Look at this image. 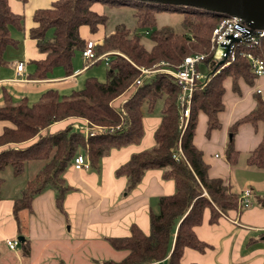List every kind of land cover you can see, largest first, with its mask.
I'll list each match as a JSON object with an SVG mask.
<instances>
[{"label": "trees", "instance_id": "trees-1", "mask_svg": "<svg viewBox=\"0 0 264 264\" xmlns=\"http://www.w3.org/2000/svg\"><path fill=\"white\" fill-rule=\"evenodd\" d=\"M95 2L134 8L135 26L130 29L124 24L116 25L95 48L96 55L109 53L111 57L106 81L89 77L81 89L67 96L60 97L56 91L48 90L32 105L13 104L7 99L0 106V122L5 124L0 131V172L9 167L14 176H20L28 164L39 165L15 199L13 213L16 216L19 210L30 209L34 197L46 189L58 191L55 201L57 208L62 209L69 188L59 187V182L64 185L63 173L71 166L74 156L83 153L90 169L98 171L101 158L111 149L140 141L143 107L150 109L161 100L154 146L132 154L114 174L125 177L128 193L141 182L147 170L158 169L164 180L173 181L175 192L158 199L157 213L149 212L148 234L133 225L128 237L108 238L113 249L125 251L127 255L120 262L103 264H181L186 249L201 254L209 249L195 232L207 211L210 225L229 212L237 214L240 194L232 192L226 180L208 176V166L202 152L194 146L193 137L200 116L206 118L207 135L221 127L219 117L225 110L227 92L239 98L243 89H255L262 80L251 72L248 59L242 55L248 52L264 62V35L248 49L239 44L234 56L223 59L205 87L195 90L190 115L183 127L176 106L178 88L174 81L158 72L136 86L137 67L152 68L165 62L168 67L176 68L185 57L198 54H204L205 62L209 61L212 30L225 17L190 7L129 0H55L49 8L38 9L32 16L34 27L28 36L43 55L34 62L32 79H45L54 67H61L66 76L72 74L74 52H81L86 43L79 29L87 27L95 34L107 21L104 15L91 9ZM165 11L182 15L183 33H176L169 26L157 27L156 17ZM11 28L23 30L22 17L11 11L9 0H0V66L5 49L15 42L10 36ZM138 29H144V35H149L147 44ZM225 63L228 64L221 68ZM260 93L253 92L254 108L230 126L229 134L234 137L243 124L254 127L262 124V139L251 151L248 161L250 165L263 167L264 101ZM69 119H85L102 132L84 137L72 129V123L52 133L48 130L53 124ZM178 144L183 159L176 161L173 154ZM236 157L231 139L225 148V158L233 164ZM2 183L0 178V188ZM256 203L264 206V196L257 197ZM23 253L28 255L26 244H23Z\"/></svg>", "mask_w": 264, "mask_h": 264}, {"label": "crops", "instance_id": "crops-1", "mask_svg": "<svg viewBox=\"0 0 264 264\" xmlns=\"http://www.w3.org/2000/svg\"><path fill=\"white\" fill-rule=\"evenodd\" d=\"M54 1L9 0L11 11L22 17L23 30L10 29V36L15 42L5 49L3 64L0 66V106L4 105L7 99L13 104L29 105V100L37 103L41 95L48 90H54L58 94L60 90L70 93L79 90L74 88L81 84L78 78L83 74L84 67H87L85 62L82 68L79 64H72L70 76H66L62 68L60 70L59 67H54L47 73L45 79L34 80L31 77L35 69L34 62L43 58L36 42L28 36L29 30L34 27L32 16L38 9L49 8ZM27 9L29 13L23 19L22 12ZM103 38L92 41L99 45ZM81 60L84 61L82 57ZM18 63L23 64L21 74L15 71ZM256 89L261 90V99L264 101V78L255 89H243L239 98L227 92L225 110L219 117L221 127L207 135L206 118L200 116L193 137L194 146L202 152L203 161L208 166V176L226 180L231 191L240 195L249 189L254 204L244 210L237 209V214L229 212L215 225L208 224L207 211L201 226L197 227L195 232L199 240L209 245V249L203 254L186 249L181 264H264V206L256 203L257 197L264 196V166L250 165L248 161L251 151L262 139L263 125L258 123L254 127L251 124H243L238 127L234 137H229L230 126L254 108L253 92ZM226 104L230 107L229 110L226 109ZM154 106L150 109L143 107V135L140 141L137 144L111 149L99 162L98 177L90 170H75L72 164L67 168L63 178L71 187L80 188V193L69 191L70 193L68 192L63 199L62 209L57 208L54 191L49 189L36 195L30 209L19 210L16 216L13 213V204L24 186L17 191V197L6 200L0 198V241L12 240L15 234L23 238L20 241L22 242L20 253L15 254L8 264L120 262L127 252L113 249L107 239L128 237L133 225L144 234H148L149 212H153L150 202L155 200L158 202L160 197L175 192L173 181L164 180L161 170H147L132 194L117 207L110 208L109 200L119 194L126 184L125 177H114L115 170L127 162L132 154L150 149L155 144L154 132L161 116L153 114ZM73 122L69 119L55 123L49 131L52 133L63 129ZM4 125L0 122V131ZM231 139L237 152L233 164L227 162L225 158V148ZM243 154L245 160L238 163L239 157ZM48 207L52 208V214L47 211ZM55 208L64 217L60 222L51 217L55 214ZM24 210L29 214V229L26 234L21 233L18 219L19 213ZM56 216L59 219V216ZM38 218L42 222L36 220ZM64 219L69 227L67 232L63 233ZM23 244L28 247L26 256L23 253ZM9 251L15 252L16 249Z\"/></svg>", "mask_w": 264, "mask_h": 264}, {"label": "built area", "instance_id": "built-area-1", "mask_svg": "<svg viewBox=\"0 0 264 264\" xmlns=\"http://www.w3.org/2000/svg\"><path fill=\"white\" fill-rule=\"evenodd\" d=\"M263 35V31L251 30L250 27L236 17H225L218 26L212 30L210 38V50L212 55L209 61L205 62L206 56L204 54H198L185 57L176 68L168 67L165 62L158 63L152 68L153 70H148L144 67H137L140 75L139 78L136 79L135 85L140 86L145 80L158 72L169 76L178 88L176 106L179 113L180 125L185 127L193 104L195 90L205 87L210 75L216 72V68L222 64L223 59L228 56H234L236 47L239 44L248 49ZM96 46L97 43L95 41H87L81 51L82 59L90 65L103 60L105 65L108 66V57H110L109 53L99 56L96 55ZM242 56H245L248 59L251 72L257 77L264 78V62L256 59L248 52H244ZM227 64L228 63L223 64L221 68ZM15 71L17 74H21L23 71V64L18 63L15 66ZM256 93L259 94L260 89H256ZM72 127L77 132L84 134L85 137H91L102 132L100 128L88 127L87 124H72ZM173 158L176 161L183 159L179 144L177 146V151L173 154ZM72 167L78 171L90 170L89 161L83 153H78L74 156ZM253 204L254 202L251 201V191L249 189L244 190L239 196L238 211L247 209ZM5 243L10 250H15L19 245L17 240H6Z\"/></svg>", "mask_w": 264, "mask_h": 264}, {"label": "rangeland", "instance_id": "rangeland-1", "mask_svg": "<svg viewBox=\"0 0 264 264\" xmlns=\"http://www.w3.org/2000/svg\"><path fill=\"white\" fill-rule=\"evenodd\" d=\"M130 4H134V2H130ZM91 9L100 14V15H104L107 18V21L105 23V25L103 27H100L98 29V31L95 34L90 33V31L88 30L87 27H81L79 30V34L81 36L82 39L85 40V42L89 40H95L96 38H103L104 36L109 35L110 33L113 32V29L116 25L118 24H124L126 25L128 28H133L135 26V20L133 17V13H134V8L133 7H127V6H112L108 3H102V2H95L93 3V5L91 6ZM29 13V9L25 10V12L23 11V19H25L27 17ZM181 21H182V15L178 12H172V11H165L163 13H160L157 15L156 17V24L157 27L160 26H169L172 27L173 30L176 33H183L182 27H181ZM141 36H142V40L147 44L148 43V36L149 35H144L145 30L144 29H138L137 30ZM149 34L151 33V30H148ZM50 35V34H49ZM211 38V37H210ZM108 59L110 60L111 57H108ZM84 62L81 60L80 57V51H75L73 58H72V64H79V66L82 68L84 67ZM89 65V66H88ZM85 66L84 67L85 70L83 71V74L78 78L79 81H81L80 86L78 88H74V89H81L82 88V84L84 82V79L87 77H94L97 80L104 82L107 79V72H108V67L105 65L104 61L101 60L99 62H97L96 64H87L85 62ZM61 70V67H59ZM146 68V67H144ZM153 68V67H152ZM152 68H147L148 70H153ZM155 69V68H154ZM85 72V73H84ZM140 75V72H139ZM139 78V77H138ZM70 92L64 91V90H60L59 91V96H66L68 95ZM35 101V100H34ZM39 101V100H37ZM16 103V102H14ZM34 103L32 100H29L28 104H32ZM229 106H227L226 104V109L229 110ZM160 109H161V100H158L155 103L154 109H153V114H155L156 116L159 115L161 116L160 113ZM74 122L72 124H77V125H84L87 124L88 127H98V126H94L91 123H89L87 120L85 119H72ZM72 129L77 132L73 127ZM49 130V129H48ZM84 137L85 135L82 134ZM20 145V144H19ZM18 146V145H16ZM108 154V153H107ZM106 154V155H107ZM243 160H245V154L241 155L239 157L238 163H243ZM39 165L37 163H30L26 166L24 172L20 175V176H14L12 173L11 168H6L3 171L0 172V178L3 180V183L1 185L0 188V198H2L3 200H6L10 197H17L18 192L25 184V182L29 179H32L35 175V173L38 170ZM67 170V169H66ZM65 170V171H66ZM90 171L92 173H94L97 177L100 175L99 174V170L95 171L90 169ZM65 173V172H64ZM63 173V175H64ZM115 178H118L114 175ZM63 183L60 181L59 182V187H67L69 188V190L65 193L64 197H66L67 193L70 192H75L77 194L80 193V188H75L74 186H70L68 184V182L66 181V179L64 178V185H62ZM126 189V184L125 186L122 188V190L119 192V194H117L116 196H112L109 200V202L111 203V207H117L121 202H123L125 199H127L129 197L130 194H132L133 189L131 191H129L128 193L125 192ZM54 191V196L55 199L59 196L58 191L53 190V189H49ZM69 192V193H70ZM68 193V194H69ZM55 205V204H54ZM56 207V206H55ZM150 207L151 210L153 211V213H157L158 212V204H157V200H155L154 202L151 201L150 202ZM54 208V206L52 207ZM52 208L48 207L47 211L50 212L52 214ZM59 216L58 217L56 216ZM19 226H20V231L21 233L26 234L28 229H29V214L27 210L21 211L19 213ZM55 221L60 222L62 220V218H64L62 215H60V213L57 212V209L55 208V214H53V216H51ZM36 218V216L34 217ZM69 216H68V220H69ZM36 220H40L39 218ZM40 222H42L40 220ZM65 219H64V225H65V229L63 230L64 232H67L68 230V225L65 224ZM68 224H70L68 222ZM20 234V233H19ZM18 237H22L19 236L18 234H15L13 236V238H11L12 240H17L19 242L18 247L16 248L15 252L9 251L8 247L5 244V241H0V262L3 264H8L9 262L12 261L13 256L16 254L18 255V253H20L21 251V244L22 242H20L18 240Z\"/></svg>", "mask_w": 264, "mask_h": 264}, {"label": "water", "instance_id": "water-1", "mask_svg": "<svg viewBox=\"0 0 264 264\" xmlns=\"http://www.w3.org/2000/svg\"><path fill=\"white\" fill-rule=\"evenodd\" d=\"M168 6H182L209 13L236 17L251 30L264 32V0H129ZM231 137V136H229ZM264 239V238H263ZM22 241V237H18Z\"/></svg>", "mask_w": 264, "mask_h": 264}]
</instances>
